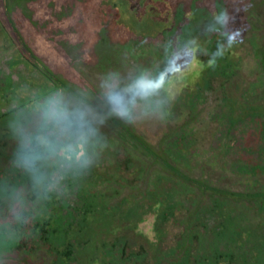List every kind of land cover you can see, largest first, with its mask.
<instances>
[{
  "label": "rangeland",
  "instance_id": "374dc122",
  "mask_svg": "<svg viewBox=\"0 0 264 264\" xmlns=\"http://www.w3.org/2000/svg\"><path fill=\"white\" fill-rule=\"evenodd\" d=\"M221 7L240 36L209 67ZM113 73L167 79L128 123L105 104ZM57 90L103 119L102 160L45 162L57 186L38 195L1 120L0 264H264V0H0V113Z\"/></svg>",
  "mask_w": 264,
  "mask_h": 264
},
{
  "label": "clouds",
  "instance_id": "9594fccd",
  "mask_svg": "<svg viewBox=\"0 0 264 264\" xmlns=\"http://www.w3.org/2000/svg\"><path fill=\"white\" fill-rule=\"evenodd\" d=\"M234 19L227 8L214 11L207 31H221L224 41L218 44L208 59L209 67H214L217 60L236 44L240 31L230 27ZM199 55L198 49H194L190 55L178 52L170 60V71L177 73L191 57ZM166 79L164 74L149 77L142 73L121 88L118 77L114 73L109 74L101 83L108 113L134 123L133 109L137 99L157 95ZM100 123H103V119L99 114L62 91L34 98L26 110L15 112L9 124L10 132L17 141L12 154L13 164L31 177L38 195L47 196L56 188L57 178H49L43 171L45 162L55 161L61 170H70L77 176H88L93 167L101 162L100 152L93 150L99 142L97 126Z\"/></svg>",
  "mask_w": 264,
  "mask_h": 264
},
{
  "label": "trees",
  "instance_id": "16d2710c",
  "mask_svg": "<svg viewBox=\"0 0 264 264\" xmlns=\"http://www.w3.org/2000/svg\"><path fill=\"white\" fill-rule=\"evenodd\" d=\"M44 74H45L49 79H51V77H50L51 75H50V73H49L48 70H44ZM28 101H29V100H28ZM30 101H31V100H30ZM23 102H24V101H20V102L18 103V105H17L15 108H9V109H7L6 111L0 113V126H1V123H2L1 120H3V121H12V118H13L15 112L18 111V110L22 107Z\"/></svg>",
  "mask_w": 264,
  "mask_h": 264
}]
</instances>
